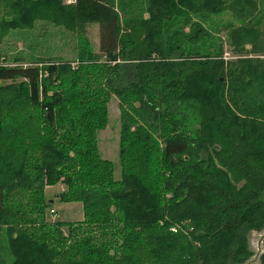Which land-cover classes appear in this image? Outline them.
Returning a JSON list of instances; mask_svg holds the SVG:
<instances>
[{
  "label": "trees",
  "instance_id": "16d2710c",
  "mask_svg": "<svg viewBox=\"0 0 264 264\" xmlns=\"http://www.w3.org/2000/svg\"><path fill=\"white\" fill-rule=\"evenodd\" d=\"M65 1L0 0V44L38 20L78 38L72 61L10 66L0 53L3 256L10 264H245L249 233L264 231V0L157 1L149 19H128L125 3L134 0ZM227 10L240 26L225 25V42L258 57L224 58L210 17ZM177 13L187 34L176 29ZM93 24L99 52L91 55L85 31ZM112 96L138 104L136 120L160 132L152 151L142 126L124 131L117 180L110 163L88 174L85 139L67 136L104 126ZM191 118L195 131L187 127ZM122 122L136 121L126 112ZM58 184L66 188L61 203L81 204L82 224L47 220L55 211L45 188ZM142 197L163 203L147 210V230L132 236L136 215L128 206L145 203V210ZM150 240L158 243L153 251Z\"/></svg>",
  "mask_w": 264,
  "mask_h": 264
},
{
  "label": "rangeland",
  "instance_id": "374dc122",
  "mask_svg": "<svg viewBox=\"0 0 264 264\" xmlns=\"http://www.w3.org/2000/svg\"><path fill=\"white\" fill-rule=\"evenodd\" d=\"M157 1H162L163 4L166 3L167 0H134V2L127 1L125 4L129 5L128 8V19L133 18H141L149 19V10L151 6L157 3ZM72 0H66V4H71ZM1 14V12H0ZM183 13H177L176 18V29H178L180 32L187 34L190 32L189 27H185L183 24ZM212 21V24L210 25L215 31L218 30L219 34L218 36L222 37V41L224 42V58L229 61H236L239 58H242V54H236L233 52L232 48L228 46V40L225 42V36L227 30L225 29V25H231V26H240L239 21L231 12L230 10H227L225 13H222L221 15H213L210 17ZM1 21V16H0ZM137 21V20H136ZM139 22V21H138ZM192 23H199L201 25H207L203 24L200 19L196 18L194 21L191 19ZM141 24V23H140ZM224 27L225 31L222 30ZM264 28V25L262 26ZM139 31L143 32V29H140ZM217 33V32H215ZM85 37L91 44V55L99 52V28L98 25H89L86 28L85 31ZM77 42L78 38L75 34L65 31L61 27H57L53 24H51L48 21H36L33 23V26L31 28H24L23 26L12 30L9 32V35L3 39L2 43L0 44V53L6 54V60L9 61L11 64L10 66H14L16 63L14 60L17 59H24L21 61L22 66H28L31 64V62H35L37 59L44 58V59H56V58H62L63 60H75L76 54H77ZM250 46H246V49H250ZM187 50H191L192 46L187 45ZM250 57V58H256L258 56L254 55H244L243 57ZM258 58H264V56H260ZM77 61H74L72 63L73 70L77 67ZM88 64V62H87ZM5 84V83H3ZM92 87V86H90ZM138 104H132V101L130 99H126L123 102L118 100L115 96H112L110 101L105 105L104 109L106 112V119L104 126L98 128L94 134H92L91 131H88L86 136L82 133L74 131L72 129L71 133L68 131L67 136L77 139L78 141H83L85 139V154H84V161L86 163H89V173L91 174L95 172V170L92 168V166L95 164L101 165L104 163H110L112 165V169H114V179H119V175L121 172L120 168V160H119V143H120V137L124 133V131L128 130L129 132L133 133L135 131V126H142L148 133L144 135L145 139H148L149 142L144 141L146 145H148V150L153 148L156 149L157 142H160V132L158 127H154V125H140L141 122L136 120V109L138 108ZM128 112L129 115H131L132 120L136 121L132 125H121L123 115ZM123 124V122H122ZM73 127V126H72ZM187 127L193 131H195L196 128L199 127L197 125V122L194 118H191L189 122L187 123ZM6 137V134L4 135ZM3 142L5 140L3 139ZM153 147V148H152ZM87 153V155H86ZM86 159V160H85ZM88 169H85V171L88 172ZM66 188L63 185H55L51 187L45 188V197L46 200L50 201V208L54 210V213H50L47 211V220L48 221H57V222H63L67 225L69 224H82L81 222L85 220V217L83 216V209L81 204L79 203H61L57 196L61 194V192H64ZM164 197V196H163ZM166 197H170L167 193ZM142 200L146 202L147 206L144 210V205L142 203H135L133 206H128L129 214H135L133 215V222L130 223L132 227H128V233L132 236L135 234L137 235V232L144 230H147V226L142 225L141 218L143 215H146L148 213V209H157L156 207L161 205L163 203V200H160V203L158 202V199L150 200L149 198L145 201V199L142 197ZM142 209V211L139 213V209ZM51 215H50V214ZM148 215V214H147ZM148 217V216H147ZM149 220V218H148ZM147 220V221H148ZM77 228H80L78 226ZM174 228V227H173ZM140 229V230H139ZM61 230L64 232V236H67L68 229L67 227L63 226ZM97 230V229H95ZM172 231V228H171ZM181 233L185 234L186 232L182 230ZM151 234H157L156 230L153 228L149 229L148 232ZM172 233H175L172 231ZM263 237H264V231L263 230H255L251 231L248 235L249 240V249L252 252V256L245 264H260V258L264 253V245H263ZM155 239V238H154ZM160 239V238H157ZM153 240H150L152 242ZM158 243L152 242L151 245L148 246L150 250H154L157 247ZM4 251L0 249V262H6L11 263L12 258L7 254V257L3 256Z\"/></svg>",
  "mask_w": 264,
  "mask_h": 264
},
{
  "label": "built area",
  "instance_id": "2783aa9c",
  "mask_svg": "<svg viewBox=\"0 0 264 264\" xmlns=\"http://www.w3.org/2000/svg\"><path fill=\"white\" fill-rule=\"evenodd\" d=\"M172 231L176 232V229L175 228H172Z\"/></svg>",
  "mask_w": 264,
  "mask_h": 264
}]
</instances>
